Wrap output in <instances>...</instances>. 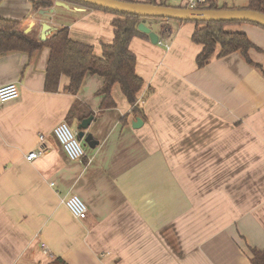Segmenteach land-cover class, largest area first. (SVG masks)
Segmentation results:
<instances>
[{
	"label": "crops",
	"instance_id": "0c3cea01",
	"mask_svg": "<svg viewBox=\"0 0 264 264\" xmlns=\"http://www.w3.org/2000/svg\"><path fill=\"white\" fill-rule=\"evenodd\" d=\"M30 1L2 0L0 17L22 20L38 40L43 22L48 37L68 27L98 57L113 42V13L64 1L36 16ZM146 23L169 48L130 43L144 80L142 115L119 84L116 106L101 110L98 74L88 72L76 94L65 75L57 91L46 90L48 47L0 55V86L20 87L0 105V264H252L250 249H264V28L228 27L249 36L261 67L235 52L199 69L195 23ZM91 115L87 132L98 144L72 160L53 129L69 121L78 131ZM34 149L43 153L27 160ZM73 194L87 203V218L67 208Z\"/></svg>",
	"mask_w": 264,
	"mask_h": 264
},
{
	"label": "trees",
	"instance_id": "16d2710c",
	"mask_svg": "<svg viewBox=\"0 0 264 264\" xmlns=\"http://www.w3.org/2000/svg\"><path fill=\"white\" fill-rule=\"evenodd\" d=\"M2 0H0L1 2ZM57 0H31L32 9L38 12L41 9H51ZM74 4L113 13L117 17L113 20L114 39L110 44H103V54L98 57L94 53V46L75 41L69 36L68 27H63L48 37L46 40H38L24 32V22L11 18L0 17V55L9 52H24L32 54L44 47L50 49V56L46 69L45 87L48 91H57L62 75L69 77L70 81L65 90L76 94L89 72L104 77L105 82L99 90L103 96L101 110L116 106L112 96V89L119 84L133 110L142 115L143 111L138 105V94L144 86V80L136 73V54L130 49L133 38L141 37L149 40L150 36L138 29L142 17L120 13L111 9L88 4L79 0H64ZM218 0H205L200 8L219 9L216 5ZM146 2L160 5H168L167 0H146ZM186 7V5H179ZM222 6L220 9H226ZM264 13V0H248L245 7ZM151 20H164L162 18H150ZM149 19V20H150ZM170 20V19H165ZM180 23L193 22L174 20ZM197 25L192 41L202 45V50L196 58L197 67L204 68L213 58H224L238 52L244 60L252 66L261 67L250 57L249 51L255 47L249 36L241 30H231L228 27L251 22L212 21L193 22ZM154 91L148 89V96ZM252 264H264V249L251 248ZM50 264H65L61 258L54 259Z\"/></svg>",
	"mask_w": 264,
	"mask_h": 264
},
{
	"label": "water",
	"instance_id": "95a60500",
	"mask_svg": "<svg viewBox=\"0 0 264 264\" xmlns=\"http://www.w3.org/2000/svg\"><path fill=\"white\" fill-rule=\"evenodd\" d=\"M88 4L118 11L120 13L133 14L142 17L138 24V29L150 36L154 44L160 40L159 34L151 29L146 23L150 18H162L170 20H182L193 22H212V21H233V22H251L264 27V13L252 9H206L181 7L173 5H160L149 2H137L129 0H79ZM56 4L67 6L64 0H57ZM53 9H41L40 14L49 15ZM27 33L28 30H25ZM50 25L47 22L42 23V40H46L50 35ZM91 115L85 118L78 126V137L84 141L85 145L95 147L98 141L94 139L91 133L87 132L88 127L94 120ZM142 119L137 118L134 126L142 124Z\"/></svg>",
	"mask_w": 264,
	"mask_h": 264
},
{
	"label": "built area",
	"instance_id": "2783aa9c",
	"mask_svg": "<svg viewBox=\"0 0 264 264\" xmlns=\"http://www.w3.org/2000/svg\"><path fill=\"white\" fill-rule=\"evenodd\" d=\"M205 0H184L183 5L192 8H200ZM158 44H164L169 48L165 40L160 39ZM20 96V87L17 82L7 83L0 86V105L15 100ZM53 134L62 145L66 154L72 160H79L86 156L84 141L78 137V131L73 130L72 126L62 121L53 129ZM43 153L42 149H34L27 155V160H33ZM66 206L72 215L78 219H85L88 216L89 207L87 203L77 194L71 195L66 201Z\"/></svg>",
	"mask_w": 264,
	"mask_h": 264
},
{
	"label": "rangeland",
	"instance_id": "374dc122",
	"mask_svg": "<svg viewBox=\"0 0 264 264\" xmlns=\"http://www.w3.org/2000/svg\"><path fill=\"white\" fill-rule=\"evenodd\" d=\"M247 4H248V0H218L216 2V5H217L218 8H220L222 6H227L228 7L227 9H229V8L230 9H242L244 6L246 7ZM31 5H32V3H31ZM60 10H61V12H66L67 13V10H65L62 7H60ZM32 13L34 15H36V16H43L42 14H40V10L38 12H34L33 9H32ZM163 21H165V19ZM169 21L177 22V21H174V20H169ZM68 123H70V122L68 121ZM71 126H72L73 130H77V128L74 125H71Z\"/></svg>",
	"mask_w": 264,
	"mask_h": 264
}]
</instances>
